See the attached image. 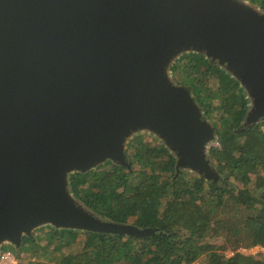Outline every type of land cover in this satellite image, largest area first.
I'll list each match as a JSON object with an SVG mask.
<instances>
[{
  "label": "water",
  "instance_id": "95a60500",
  "mask_svg": "<svg viewBox=\"0 0 264 264\" xmlns=\"http://www.w3.org/2000/svg\"><path fill=\"white\" fill-rule=\"evenodd\" d=\"M189 52L240 82V129L264 123V10L248 0H0V249L43 226L158 231L105 220L70 189V174L109 160L130 168L140 132L175 155L176 175L220 180L215 127L173 79Z\"/></svg>",
  "mask_w": 264,
  "mask_h": 264
},
{
  "label": "trees",
  "instance_id": "16d2710c",
  "mask_svg": "<svg viewBox=\"0 0 264 264\" xmlns=\"http://www.w3.org/2000/svg\"><path fill=\"white\" fill-rule=\"evenodd\" d=\"M248 1L264 10V0ZM171 69L176 83L191 87L215 127L220 145L210 148L214 165L237 185L224 190L210 183L205 190L203 179L190 180L182 170L176 175V157L162 141L137 135L127 144L130 168L109 160L70 174V189L105 220L133 218V224L158 231L144 237L84 231L81 249L65 253L81 232L42 227L33 239L24 237L28 252L55 243L62 252L60 264H264V250L237 251L240 246L264 248V197L258 194L264 187V123L240 129L249 109L246 93L203 53H184ZM219 237L223 244H214L211 238ZM43 238L47 243L41 245ZM227 250L234 254L228 256Z\"/></svg>",
  "mask_w": 264,
  "mask_h": 264
},
{
  "label": "rangeland",
  "instance_id": "374dc122",
  "mask_svg": "<svg viewBox=\"0 0 264 264\" xmlns=\"http://www.w3.org/2000/svg\"><path fill=\"white\" fill-rule=\"evenodd\" d=\"M208 119L212 123L211 119L210 118H208ZM144 134H146V139L147 140L154 141V142H156L155 140H157L158 142H161L158 138L156 139V137H154L153 135H151L149 133H146V132H140L138 134H135L134 136L144 135ZM212 145L213 146H219L220 145V142L218 140V135L215 138V140L212 142ZM217 169H218V171L221 174L219 181H222V180L226 181V183L225 182L221 183V189L225 188L224 190H229L232 187L237 185V183L235 181H233L232 178H229L224 173H222L221 169L218 166H217ZM182 172H185L187 177L190 178V180H193L195 178H197V179L199 178L201 180V177L195 172H192V171L187 170V169L182 170ZM203 182H204V189L207 190L208 189V185H210L211 181H207L206 179L203 178ZM236 189H238V187ZM224 190H223V192H224ZM225 193H226V191L223 194H225ZM227 197H228V194H225V198H227ZM227 210L229 212H231L229 209H227ZM239 216H241V214H238V216H235V217H239ZM133 221H134V219L131 218L130 219V223H132ZM43 227L47 228L49 226H43ZM41 228L42 227L36 229L34 234L35 235L41 234V232H42V231H40ZM45 230H47V229H45ZM78 231H80V230H78ZM80 232L81 233L79 234L77 242L73 243V245L71 247L63 249V252H65V253L78 252L81 249V247L83 245L82 243L85 240V232L84 231H80ZM43 234H42V236H43ZM211 240L216 245H219V244L222 245L223 244V239L221 237H219V238H211ZM39 243L41 245H44V244L47 243V241L43 238V239H41L39 241ZM55 246H56L55 243L49 245L46 249H43L42 247L38 246L32 252H28L26 247H22V245L20 246V248L19 247L16 248V246H14V245L12 246L10 244H6V245L1 247L0 253L4 249L12 250L14 252L15 256H16V263L15 264H60L59 263V259L61 258L60 255L62 254V252L59 251V250L56 251L54 249ZM230 252H231V250H227L226 254L229 256ZM204 262H205L204 260H197V261L193 262L192 264H204Z\"/></svg>",
  "mask_w": 264,
  "mask_h": 264
},
{
  "label": "built area",
  "instance_id": "2783aa9c",
  "mask_svg": "<svg viewBox=\"0 0 264 264\" xmlns=\"http://www.w3.org/2000/svg\"><path fill=\"white\" fill-rule=\"evenodd\" d=\"M260 250H264V248L260 246H251V247H240L237 251L247 254H256ZM234 251L230 252V255H233ZM16 263V256L14 252L10 249H4L0 253V264H15Z\"/></svg>",
  "mask_w": 264,
  "mask_h": 264
},
{
  "label": "flooded vegetation",
  "instance_id": "af4514ba",
  "mask_svg": "<svg viewBox=\"0 0 264 264\" xmlns=\"http://www.w3.org/2000/svg\"><path fill=\"white\" fill-rule=\"evenodd\" d=\"M222 182H225V183H226L225 180H222V181L217 180V182L215 183V186H221V183H222Z\"/></svg>",
  "mask_w": 264,
  "mask_h": 264
},
{
  "label": "clouds",
  "instance_id": "9594fccd",
  "mask_svg": "<svg viewBox=\"0 0 264 264\" xmlns=\"http://www.w3.org/2000/svg\"><path fill=\"white\" fill-rule=\"evenodd\" d=\"M256 246H259V245H256ZM241 247H243V246H241ZM245 247H251V246H245ZM261 247V246H260ZM263 248V247H262ZM232 251V250H231ZM260 251H262V250H260ZM258 253V252H257ZM230 256V255H229Z\"/></svg>",
  "mask_w": 264,
  "mask_h": 264
}]
</instances>
